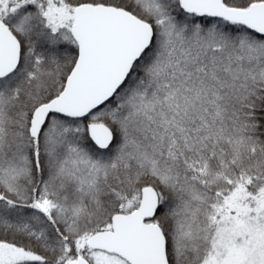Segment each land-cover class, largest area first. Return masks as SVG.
<instances>
[{
	"label": "snow or ice",
	"instance_id": "obj_1",
	"mask_svg": "<svg viewBox=\"0 0 264 264\" xmlns=\"http://www.w3.org/2000/svg\"><path fill=\"white\" fill-rule=\"evenodd\" d=\"M0 264H264V0H0Z\"/></svg>",
	"mask_w": 264,
	"mask_h": 264
}]
</instances>
